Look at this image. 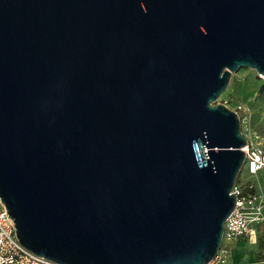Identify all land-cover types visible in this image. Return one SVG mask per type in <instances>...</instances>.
Masks as SVG:
<instances>
[{"label":"water","instance_id":"95a60500","mask_svg":"<svg viewBox=\"0 0 264 264\" xmlns=\"http://www.w3.org/2000/svg\"><path fill=\"white\" fill-rule=\"evenodd\" d=\"M264 0H0V202L58 264H206L245 160L232 72Z\"/></svg>","mask_w":264,"mask_h":264},{"label":"built area","instance_id":"2783aa9c","mask_svg":"<svg viewBox=\"0 0 264 264\" xmlns=\"http://www.w3.org/2000/svg\"><path fill=\"white\" fill-rule=\"evenodd\" d=\"M245 160L247 174L256 175L264 168V150L250 142L245 144ZM252 188V185H248ZM235 204L225 220L221 245L215 256L206 264H264V258L235 261L231 259L229 242L239 238H255L257 226L263 222L262 198L259 192L243 193L238 185H234ZM0 264H58L43 256L34 254L18 240L13 220L0 202Z\"/></svg>","mask_w":264,"mask_h":264},{"label":"rangeland","instance_id":"374dc122","mask_svg":"<svg viewBox=\"0 0 264 264\" xmlns=\"http://www.w3.org/2000/svg\"><path fill=\"white\" fill-rule=\"evenodd\" d=\"M215 103H222L235 111L242 135L252 145L264 150V75L248 67H240L232 72L226 88ZM249 184L252 188L248 187ZM234 185H238L243 193L257 191L261 195L263 222L257 229L255 239H245L244 242H247L246 255L253 254L255 259L264 258V171L249 176L244 165Z\"/></svg>","mask_w":264,"mask_h":264},{"label":"crops","instance_id":"0c3cea01","mask_svg":"<svg viewBox=\"0 0 264 264\" xmlns=\"http://www.w3.org/2000/svg\"><path fill=\"white\" fill-rule=\"evenodd\" d=\"M264 168L261 169L260 171H258V173L263 172ZM261 224H259L257 226H260ZM257 232V230H256ZM256 237V236H255ZM245 239L248 238H239L237 240L231 241L228 243L229 247H230V251H231V259L235 260V261H248V260H254V256L252 255H246L245 254V248L247 246V242H244ZM255 238L252 237L250 240H254ZM249 240V241H250Z\"/></svg>","mask_w":264,"mask_h":264},{"label":"bare ground","instance_id":"6f19581e","mask_svg":"<svg viewBox=\"0 0 264 264\" xmlns=\"http://www.w3.org/2000/svg\"><path fill=\"white\" fill-rule=\"evenodd\" d=\"M245 168H246V174H247V164H245ZM248 175V174H247Z\"/></svg>","mask_w":264,"mask_h":264}]
</instances>
